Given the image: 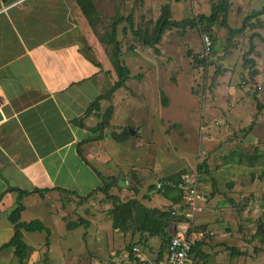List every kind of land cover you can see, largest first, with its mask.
<instances>
[{
	"label": "rangeland",
	"instance_id": "obj_1",
	"mask_svg": "<svg viewBox=\"0 0 264 264\" xmlns=\"http://www.w3.org/2000/svg\"><path fill=\"white\" fill-rule=\"evenodd\" d=\"M93 1L100 12L98 34L90 28L94 37L110 32L116 14L130 16L134 29L151 36L166 3L171 20H197L199 15H210L211 7L220 2ZM232 2L226 21L235 28L242 26L252 9L264 6V0L249 1L248 6H241L239 0ZM252 20L234 35L221 26V17L214 24L171 26L162 33L158 52L141 44L126 21L117 26L119 57L129 68L130 77L112 100H105L99 115L112 105L104 132L111 135L127 129L137 133L129 136L127 143L110 136L99 147V154L110 158L108 172L115 174L109 193L121 201L136 198L149 206L170 209L163 204L166 202L155 189L156 183L163 185L162 180L182 171L195 176L199 190L208 197L203 212L189 225L203 242L204 255L197 257V264H264V242L256 236L259 226L264 230V152L260 150L264 148V128L259 129L264 127V16ZM202 33L213 38L212 52L203 63L196 61L202 52ZM111 49L107 40L102 41L104 65L106 59L111 62ZM161 92L167 97L165 106ZM203 162L204 168H198ZM145 193L152 198L143 196ZM89 198V205L73 201L75 205L63 221L87 216L90 225L75 230L55 227L49 249L43 246L44 231L24 232L29 247L22 264H110L112 258L123 264L133 246L138 247L133 257L140 259L135 254H141L144 258L141 264L155 263L157 250L148 245H156L159 237H150L147 245L132 232L133 227L123 232L113 229L112 198L100 191ZM15 206L10 201L0 206V245L13 233L7 213ZM25 217L31 219L30 213ZM175 220L170 222L171 234ZM185 226L178 225L179 229ZM0 264H20L13 248L0 252Z\"/></svg>",
	"mask_w": 264,
	"mask_h": 264
},
{
	"label": "crops",
	"instance_id": "obj_2",
	"mask_svg": "<svg viewBox=\"0 0 264 264\" xmlns=\"http://www.w3.org/2000/svg\"><path fill=\"white\" fill-rule=\"evenodd\" d=\"M239 1L241 6L252 2ZM231 2L229 11L233 7ZM97 12L100 13L98 9ZM89 31L90 26L75 0H0V206L6 201L16 204L17 192L7 191L9 187L50 188L43 196L38 193L24 196L20 218L41 220L50 229V242L55 227L65 228L63 217L75 205L73 201L79 199L57 188L81 196L100 186L101 178L110 181L115 177L108 172L110 158L99 154V147L111 138L110 134L103 131V138L80 145L86 161L77 150L80 142L98 135L91 128L101 121L99 114L106 99L100 101L99 110L85 115L88 105L116 81L115 70L110 68L112 63L106 59L104 65L101 61L100 35L94 37ZM128 131L129 136L137 133ZM128 141L129 138L122 142ZM143 196L148 198L150 194ZM164 200L166 208H171L172 202ZM83 203L89 205L91 200ZM27 212L29 220L25 217ZM84 218L89 226L90 219ZM179 223L173 222V229H178ZM167 231L171 236L170 225ZM189 232L195 241L199 240L193 230ZM160 245L161 239L148 247L158 250ZM135 255L141 263L144 261L141 254ZM132 256L123 264H135L137 260ZM109 261L120 263L115 258Z\"/></svg>",
	"mask_w": 264,
	"mask_h": 264
},
{
	"label": "trees",
	"instance_id": "obj_3",
	"mask_svg": "<svg viewBox=\"0 0 264 264\" xmlns=\"http://www.w3.org/2000/svg\"><path fill=\"white\" fill-rule=\"evenodd\" d=\"M81 13L84 15L86 21L88 22L90 28L95 34L97 33V23L99 20V13L95 7L93 0H75ZM168 9L169 4L166 3L162 7V14H160L155 27L153 28V32L151 36H148L144 31L134 29L132 27V19L130 16L122 17L116 14L112 20L110 26V32L100 35V40L105 41L112 45L110 59L115 70L117 79L116 81L105 91L104 93L98 95L94 98L88 105L85 115H89L92 113L93 110H99L100 108V101L102 99H110L112 94L115 90L122 87L126 80L130 77V70L129 68L122 62L120 59V46L117 40V26L126 21L129 25V29L131 30L132 34L138 38L141 44L150 46L154 49L155 52H158L157 44L160 41V37L164 30L169 27H181L190 25L191 27L196 26L198 23H216L219 18L221 17V26L225 27L229 33V35H234L237 33H241L244 30V26L247 22L252 19H257L259 17L264 16V6L259 9L251 11L248 15H246L243 19V23L241 27L234 28L231 27L226 21V14L229 11V0H220L218 4H215L211 7L210 15H199L197 20H190V19H182V20H171L168 16ZM254 21V20H253ZM127 26H124L122 31L126 34ZM210 35V34H209ZM211 36V35H210ZM108 39H107V38ZM212 38V36H211ZM212 49H213V38H212ZM212 52V50H211ZM205 58L198 57L196 59L197 62H204ZM250 63H253V60H249ZM138 78L141 75L137 76ZM161 100L162 105H167V97L165 96L164 92H161ZM260 106V105H258ZM113 112V106L110 105L105 112L102 114L101 121L95 126L91 128L92 131H98V135L93 138H86L84 141L78 144V154L82 159L86 161L82 154V149L80 145L84 142L89 140H97L104 137V127L107 122L110 120V116ZM111 137L116 139L117 141H123L129 137V131L127 129L122 130L119 133L112 132ZM204 162L202 165H199L198 168H204ZM206 168V173H207ZM98 175L101 174L98 172ZM185 175L184 171L179 172L175 175H171L163 181L162 188L156 189L164 198L168 199L172 202V205H175L181 201L182 191L178 187L180 182H183V176ZM102 184L95 189H92L85 195H78L74 191H70L64 188H57L60 191H66L73 193L79 197L80 201H85L91 196L94 192H102L105 194L106 197L112 198L114 205L110 209V214L112 215V227L118 231H127L129 227H133V233H138L142 240L140 242L146 243L148 238L150 237H159L161 239L160 248L157 250V256L160 258L165 250V247L169 240L168 234V227L172 219H177L175 222H181V219L178 217H174L170 214L169 209L165 208H157L153 206H148L144 204L142 201H139L136 198H131L127 201H121L119 196L113 195L109 193L110 188L113 186L114 180H110L106 182L103 178ZM112 181V182H111ZM166 182V183H165ZM15 191L17 192V202L16 206L9 212L7 219L13 225V233L11 237L4 243L0 245V252L4 250H8L13 248V253L17 257L20 264L23 263L24 259L27 257L28 254V244L23 239L24 232H41L44 231L45 235V245L48 246L50 244V229L44 225V223L39 219H32L29 221L21 220V212L24 209V206L21 202V199L29 194L38 193L40 196H43L46 192L50 190V188H35L33 190H24L16 187H9L7 191ZM2 194H0L1 198ZM208 199V197H207ZM89 221L85 218H78L77 220H67L65 222V228L67 230L75 229L79 226L87 227ZM263 226H259L257 228V237L260 238L262 242H264V230L262 229ZM203 242L202 240H197L194 242L192 249L189 253V258L191 260L190 264H197V257H202L204 252L201 248ZM129 247V246H128ZM232 249V248H230ZM129 253L132 255L133 249L129 247ZM133 259L137 260L140 264L138 258L132 256Z\"/></svg>",
	"mask_w": 264,
	"mask_h": 264
},
{
	"label": "built area",
	"instance_id": "obj_4",
	"mask_svg": "<svg viewBox=\"0 0 264 264\" xmlns=\"http://www.w3.org/2000/svg\"><path fill=\"white\" fill-rule=\"evenodd\" d=\"M202 52L200 58L207 57L212 50V38L208 33H202ZM183 182L178 187L182 191L181 201L169 209L170 214L181 219V223L186 226L182 229H175L174 233L169 237L165 250L160 258L157 257L154 264H190L189 253L195 242V238L191 235L190 222L203 212L207 195L199 190L195 176L185 174ZM162 182L156 183L155 189H160ZM133 251H138V247L133 246Z\"/></svg>",
	"mask_w": 264,
	"mask_h": 264
},
{
	"label": "water",
	"instance_id": "obj_5",
	"mask_svg": "<svg viewBox=\"0 0 264 264\" xmlns=\"http://www.w3.org/2000/svg\"><path fill=\"white\" fill-rule=\"evenodd\" d=\"M0 117H1V114H0Z\"/></svg>",
	"mask_w": 264,
	"mask_h": 264
}]
</instances>
